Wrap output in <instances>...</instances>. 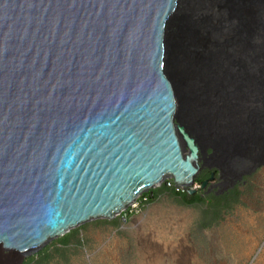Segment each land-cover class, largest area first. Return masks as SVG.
<instances>
[{
    "label": "water",
    "instance_id": "water-1",
    "mask_svg": "<svg viewBox=\"0 0 264 264\" xmlns=\"http://www.w3.org/2000/svg\"><path fill=\"white\" fill-rule=\"evenodd\" d=\"M190 1L0 0L1 252L113 220L166 176L194 195L199 152L221 180L264 167V0L199 74L216 96L199 134L179 118L170 41Z\"/></svg>",
    "mask_w": 264,
    "mask_h": 264
},
{
    "label": "rangeland",
    "instance_id": "rangeland-1",
    "mask_svg": "<svg viewBox=\"0 0 264 264\" xmlns=\"http://www.w3.org/2000/svg\"><path fill=\"white\" fill-rule=\"evenodd\" d=\"M252 2L191 0L173 28L170 41L182 109L179 118L198 134L205 132L207 106L216 99L211 82L199 75L205 67L202 58L207 62L215 58L217 46L233 53L231 46L243 38L236 17H242V4L243 10L253 9ZM201 44H215L216 48L202 57ZM205 144L202 140L204 148ZM199 153L201 170L194 180L195 194L205 200L214 196L219 203L188 205L175 196L177 186L168 178L160 188L145 193L148 201L143 194L115 219L85 223L21 259L0 251V264H182L179 257L172 256L181 245L185 250L178 254L185 264H264V167L240 180L232 176L221 180ZM208 172L214 174V180L197 181ZM225 196L228 200L222 201ZM146 240L151 250L143 247Z\"/></svg>",
    "mask_w": 264,
    "mask_h": 264
},
{
    "label": "bare ground",
    "instance_id": "bare-ground-1",
    "mask_svg": "<svg viewBox=\"0 0 264 264\" xmlns=\"http://www.w3.org/2000/svg\"><path fill=\"white\" fill-rule=\"evenodd\" d=\"M200 48H201V50H202V57H203V55L205 54V55H208L211 51H214L215 50V48H216V45L215 44H208V45H205V44H201V46H200ZM231 49L233 50V51H235L236 49L238 50V45L237 44H233L232 46H231ZM221 59H223V58H220V61H221ZM202 60H203V62H204V64L205 65H207L208 63V65H209V67L210 66H213V65H215L216 66V64H218L220 61H213V59H209L208 60V62L207 61H205L204 60V58H202ZM188 153H189V151H188ZM168 178H172V177H170V176H166V177H164L160 182H158V183H156L155 185H153V187L151 188V189H149V190H153V189H156V188H160L163 184H164V182L166 181V179H168ZM141 197V196H140ZM139 197V198H140ZM138 198V199H139ZM138 199L134 202V203H132L131 205H133V204H135L137 201H138ZM128 207H125V208H123L122 210H119V212L118 213H115L114 214V219L117 217V216H119V215H121L123 212H124V210H126ZM78 227H80V226H78ZM77 227V228H78ZM76 229V228H75ZM141 238V237H140ZM143 247L145 248V249H150L151 248V244L150 243H148V241L146 240V241H144L143 242ZM151 250V249H150ZM181 250H185V247H184V245H181V247L180 248H174V253H172V256H177V257H179L180 258V260H181V262H182V264H185V261H184V257L181 255V254H178V252L180 251L181 252ZM172 258H174V257H172ZM178 260V259H177ZM184 261V262H183Z\"/></svg>",
    "mask_w": 264,
    "mask_h": 264
},
{
    "label": "trees",
    "instance_id": "trees-1",
    "mask_svg": "<svg viewBox=\"0 0 264 264\" xmlns=\"http://www.w3.org/2000/svg\"><path fill=\"white\" fill-rule=\"evenodd\" d=\"M211 152V151H210ZM209 152V153H210ZM215 174H219L218 171H213ZM211 177V172H208L207 175L205 177H203L202 179H199L197 181H199L200 183H202L203 180L205 179H210ZM175 196L180 197L186 204L188 205H193V204H197V203H203V202H208L210 204H212V201L214 200H218L216 197L213 196L212 199H207L205 200L201 195L199 194H194V195H189L187 191H185L184 189H180L179 187H175L173 190ZM144 199L146 201H148V194H145ZM151 201L155 200V197L150 198ZM228 200V196H225L222 201ZM218 203L220 202V200L217 201ZM61 243L65 244L67 242L66 238L61 239Z\"/></svg>",
    "mask_w": 264,
    "mask_h": 264
}]
</instances>
